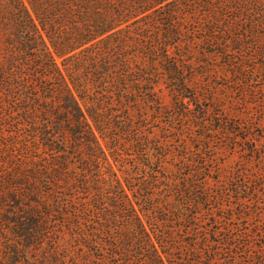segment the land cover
Segmentation results:
<instances>
[{
	"label": "trees",
	"instance_id": "trees-1",
	"mask_svg": "<svg viewBox=\"0 0 264 264\" xmlns=\"http://www.w3.org/2000/svg\"><path fill=\"white\" fill-rule=\"evenodd\" d=\"M208 66L264 107V0H0V264H251Z\"/></svg>",
	"mask_w": 264,
	"mask_h": 264
},
{
	"label": "rangeland",
	"instance_id": "rangeland-1",
	"mask_svg": "<svg viewBox=\"0 0 264 264\" xmlns=\"http://www.w3.org/2000/svg\"><path fill=\"white\" fill-rule=\"evenodd\" d=\"M202 46L203 44L198 45L200 51H202ZM197 58L210 61L204 54H199ZM214 69L213 66L204 68L198 67V71H209L203 75L205 80L210 81L212 86H219L216 90L217 102L215 104L221 103L224 112L226 111V115L230 117L239 115L242 118V122L248 125L246 130L239 133L252 135L255 137V140L236 142L233 139H227L224 134H218L215 139L210 142V145L212 144L215 150L203 148L202 151H205L204 154L212 159V165L220 176L228 175L232 173V171L234 173L238 170H242V172L248 176L247 184L250 187V191L257 189L252 197L257 200V203L255 202L253 204H256L258 208L252 204L253 218L249 219L245 224L242 222L241 227L248 228L250 230L249 234L253 235L254 246L252 249L251 264H260L258 260L261 258L264 260V249H262L263 251L258 250L260 246H264V107L254 102L257 98L251 93L249 87L245 86L244 88H240L233 84V78L229 79L223 76V72L215 74L213 72ZM242 89L246 90L245 96L241 95ZM160 94L162 96V101L168 103L169 97L166 91L163 89ZM220 109L219 106H215L213 110L217 113ZM158 134L160 136L164 135L161 130H159ZM260 134H263V136ZM171 143L177 148L175 141ZM254 144L255 147L260 148V152L259 154L258 152L255 153V156L251 157L249 148ZM175 153H177V155L181 154L180 150H175ZM242 195H246V193ZM232 201L233 205H236L235 203L237 200L234 199ZM258 202L260 203L258 204ZM238 209L239 207H237L236 210ZM255 214H259L260 216L255 217ZM257 223H259V225ZM236 251V255H238L236 257L237 263L248 264V262L244 261V255L240 250L236 249Z\"/></svg>",
	"mask_w": 264,
	"mask_h": 264
}]
</instances>
